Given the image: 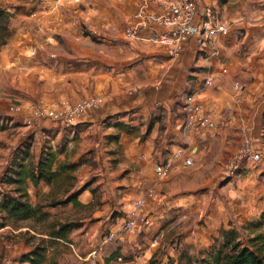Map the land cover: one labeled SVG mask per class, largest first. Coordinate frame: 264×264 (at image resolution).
I'll use <instances>...</instances> for the list:
<instances>
[{
	"label": "crops",
	"instance_id": "obj_1",
	"mask_svg": "<svg viewBox=\"0 0 264 264\" xmlns=\"http://www.w3.org/2000/svg\"><path fill=\"white\" fill-rule=\"evenodd\" d=\"M38 1L35 8L23 13L20 32L0 52V90L14 95L24 110L34 104L49 107L62 99L79 101L101 96L100 108L87 111L73 124L79 134L91 133L90 147L98 163L92 171L102 175L80 191L76 197L79 204L92 203L94 189L102 183L105 209L122 205L126 216L132 201L156 184L153 166L176 148H189L196 169L218 172L211 165L221 163L225 168L226 159L239 145V124H246L253 137L261 131L264 20L243 19L239 12L227 15L223 9L218 11L219 0H201L199 9L210 3L217 19L229 25V33L217 41L219 60L211 58L206 63L204 52H199L194 40L186 42L182 54L176 57L146 40L124 38V28L134 21L138 2H144L146 11H158L160 3L169 0ZM80 24L96 39L85 35ZM221 66L228 72L221 73ZM206 70L213 76L211 86L202 81ZM236 81L240 84L238 91L233 88ZM191 92H196L205 112L220 124L216 134L182 128L183 98ZM7 100L0 98L1 113L8 114ZM20 116L23 120L25 115ZM117 122L127 124L131 131L116 128ZM39 124L57 132L69 126L47 119ZM254 140L261 151L256 136ZM186 168L178 166L172 174ZM171 175L155 185L156 200H146L148 212L154 203L167 201L166 186L176 178L170 181ZM252 177L249 173L247 184L255 180L263 184L262 178ZM74 184L76 188L78 183ZM100 222L104 223L102 216Z\"/></svg>",
	"mask_w": 264,
	"mask_h": 264
},
{
	"label": "rangeland",
	"instance_id": "obj_2",
	"mask_svg": "<svg viewBox=\"0 0 264 264\" xmlns=\"http://www.w3.org/2000/svg\"><path fill=\"white\" fill-rule=\"evenodd\" d=\"M219 2L218 11L223 9L227 15L239 12L238 16L243 19L264 20V0ZM38 3V0H0V52L20 32L23 13ZM197 3L199 6L201 0ZM80 27L85 35H90L85 25L80 24ZM90 36L96 39L95 35ZM0 98L8 99L7 104L17 103L14 95L1 90ZM40 126L39 122L27 126L22 116L0 111V200L8 194L20 196L15 181L17 170L20 165L36 163L47 150L56 152L57 162L73 163L71 160H74L79 164L71 172V183L75 186L77 182L78 186H72L69 192L87 188L102 178L98 171H92L98 163L95 150L90 147L91 133L79 134L76 125L65 126L60 132ZM260 130L255 135L262 148V160L258 164L240 168L232 176H226L221 163L211 165L218 172L198 170L195 165L181 173L175 171L170 179L176 177L175 181L166 186L167 201L154 203L148 212L152 219L150 224L121 234L111 242L103 240L112 228L122 224L125 212L122 205L105 209L102 195L106 190L102 183L94 189L96 198L90 204L49 206L50 201L65 197L52 192L45 181H42L45 186L38 187L27 179L23 184L27 199L31 204H45L43 210L47 217L41 221L14 219L0 211V264H31L23 257L35 248H40L45 255L40 264H184L187 257L196 260L220 248L224 235L230 230H235L238 240L246 244L248 238L264 227V113ZM249 173L253 174L252 178H262L263 184H257L256 180L247 184L245 179ZM59 182L69 183L64 176ZM101 216L104 223H99ZM60 222H75L81 226L71 231L68 240H57L49 232L52 224ZM98 245L103 246L95 260H85L86 253Z\"/></svg>",
	"mask_w": 264,
	"mask_h": 264
},
{
	"label": "built area",
	"instance_id": "obj_3",
	"mask_svg": "<svg viewBox=\"0 0 264 264\" xmlns=\"http://www.w3.org/2000/svg\"><path fill=\"white\" fill-rule=\"evenodd\" d=\"M132 20L134 21L124 28L125 39L146 40L156 46L165 47L172 56L176 57L182 54L186 42L194 40L199 52H204L203 59L206 63L211 58L219 60L221 51L217 43L218 38L229 33V25L217 19L214 6L210 3L204 4L200 10L197 0H169L160 3L158 11H146L144 2L140 1L136 4ZM220 71L223 74L228 72L225 66H221ZM202 81L205 86L212 85L213 76L209 70L203 73ZM233 88L238 91L239 82H234ZM101 102V96L93 95L79 101L62 99L49 107L34 104L27 110H24L21 104L12 102L7 104V110L15 115L24 114L23 123L27 126H34L46 119L73 125L81 121L87 111L99 109ZM183 102L185 115L182 128L184 130H210L212 134L217 133L220 124L205 112L203 106L197 101L196 92L186 94ZM226 115L229 116L230 111ZM238 132L239 145L225 161L228 176L235 175L241 165L256 164L262 159L261 151L256 148L250 128L241 123L238 125ZM190 154L188 147H178L163 162L153 166L156 184L147 189L141 197L132 201L122 224L118 228H112L103 242L115 241L121 234L130 233L150 224L152 219L147 211L146 200H156L155 185L167 180L178 166L193 165ZM102 246L98 245L90 250L85 260H95Z\"/></svg>",
	"mask_w": 264,
	"mask_h": 264
},
{
	"label": "trees",
	"instance_id": "obj_4",
	"mask_svg": "<svg viewBox=\"0 0 264 264\" xmlns=\"http://www.w3.org/2000/svg\"><path fill=\"white\" fill-rule=\"evenodd\" d=\"M1 15V11H0ZM115 127L120 130L131 131V127L122 122L115 123ZM56 152L47 150L41 153L36 163L30 162L27 165H20L17 170V178L20 196L8 194L0 200V211H4L8 218L25 219L34 218L41 221L47 217L43 208L46 206L43 203L36 202L31 204L27 199L28 193L23 188V184L27 179H30L34 186H37L40 181H45L50 186L52 192H59L64 199L56 198L50 201L47 205L57 206L63 203L74 202L76 205L77 195L83 189H78L75 192H69L73 186L72 171L79 165L78 163L57 162ZM64 176V180L69 183L63 184L59 182L60 177ZM0 226L2 224L0 223ZM80 223L75 222H60L50 226V236L57 240H68L72 230L80 227ZM23 259L31 264H40L45 260V255L40 248H35L26 254ZM53 264H59L53 262ZM184 264H264V227L261 231L254 233L247 239L246 244H242L238 240V234L235 230H230L224 235V242L220 248L214 250L207 256L192 260L187 257Z\"/></svg>",
	"mask_w": 264,
	"mask_h": 264
}]
</instances>
